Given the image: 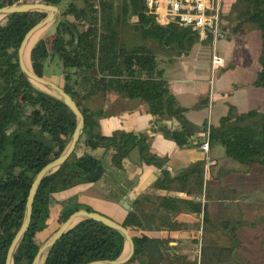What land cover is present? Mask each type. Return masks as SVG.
I'll use <instances>...</instances> for the list:
<instances>
[{
  "label": "trees",
  "instance_id": "16d2710c",
  "mask_svg": "<svg viewBox=\"0 0 264 264\" xmlns=\"http://www.w3.org/2000/svg\"><path fill=\"white\" fill-rule=\"evenodd\" d=\"M19 1L0 0V8ZM21 1L64 6L54 25L55 35L50 47L46 40L40 39L31 49L30 63L34 73L44 77L46 62L57 58L62 70L61 88L84 117V130L75 151L58 171L41 183L34 198L28 230L14 254L13 264H32L39 247L35 239L48 228L53 195L95 183L103 173L98 160L86 150L114 148L112 163L121 168L123 158L137 149L144 165L161 170L154 188L178 189L187 194L201 191L203 162H196L172 177L163 170L167 159L151 151L146 134L117 131L106 137L99 130V120L104 116L102 104L107 95L115 94L141 102L146 112L156 117V122L177 117L181 122L179 129L159 127L154 132H160L179 148L187 147L197 132L183 120L186 110L176 106L163 82L162 70L158 69L156 53L148 44L152 42L165 54L170 50L182 54L192 47L199 35L173 24L157 25L154 17L146 13L144 0ZM233 10L228 18L235 23L234 32L248 24L261 34L260 70L253 86L264 90V0H237ZM44 16L45 13L38 12L17 13L0 21V264H5L7 250L24 218L33 178L61 154L75 128L72 112L62 102L30 84L18 66L17 51L24 36ZM124 26L132 27L141 43L128 46L121 36ZM206 129L207 122H204L202 131ZM81 145L86 150L78 157L76 152ZM209 145L221 146L227 158L241 165L264 169V110L237 114L230 106L217 126H209ZM79 210L93 212L88 206L67 201L61 205L55 222L60 226ZM235 222L237 227L255 226L240 220ZM228 227L230 245L224 248L225 252L233 254L236 263L249 264L242 261L237 252L234 254L238 247L233 240L237 238L236 227ZM133 241L136 251L126 264H146V237H136ZM214 242L208 241V246L202 244L200 264L219 261V251L215 248L211 251ZM124 244L120 233L99 222L85 220L56 242L44 264L114 260L122 254ZM174 259L177 261L178 256Z\"/></svg>",
  "mask_w": 264,
  "mask_h": 264
},
{
  "label": "crops",
  "instance_id": "0c3cea01",
  "mask_svg": "<svg viewBox=\"0 0 264 264\" xmlns=\"http://www.w3.org/2000/svg\"><path fill=\"white\" fill-rule=\"evenodd\" d=\"M112 1L116 2L117 0ZM235 2L236 0H221V22L226 25V29L224 30L222 26L225 38L216 44L217 53L225 60V66L220 71L233 66L234 61L236 63L235 53H233L235 51V42L233 41L240 40L242 47L253 54L256 47L257 34L259 36V46L257 47L258 63L261 34L248 24L243 25L238 31L234 32L235 23L228 17L231 15ZM226 20L231 23L229 26H227L229 22ZM241 31H244L245 34L242 38H237ZM198 43H207V48H203ZM170 53L176 56L173 57ZM211 55V39L199 36V39L187 52L177 54L170 50L163 56V58L169 56L168 59L175 61L171 66V71L166 73V88L174 97L176 106L186 110L183 114V120L192 130L197 132L190 139L187 147L179 148L174 141L165 138L160 132H154L159 127H166L170 130L179 129L181 127L179 120L173 118L156 122V117L148 114L141 102H137V106L131 110L116 112L118 103L120 101L125 103L127 99L115 94L107 95L102 104L104 116L99 120L101 133L108 135L117 130L146 134L150 140L151 151L157 156L167 159L163 170H166L172 177L196 162H203L204 165L207 163L212 164L209 169V175L214 180L213 169L219 166L220 163L218 162L220 160V157H218L219 150L215 147L219 146L209 145L208 154L200 149V144L204 140L203 123L207 122L210 126H217L219 119L228 113L230 106L234 107L237 114L250 110L262 112L264 110V90L253 86L256 75L260 70L258 63V68L254 71H251L248 67L246 68L247 70L245 69L244 81H239V77L237 80L232 79L223 85V92L231 97L230 102L224 101L227 100L224 97L223 100L217 103H215V100L211 103L208 93L209 80L211 78ZM160 70H162L163 78L165 73H163V69ZM61 81L62 87L63 79ZM258 104H262V109L257 107ZM85 150L84 146L81 145L77 149L76 156H81ZM86 151L88 153L90 150ZM137 165V179L135 184L129 189H123L120 183L115 182L112 178L113 172L102 169L103 175L95 183L79 185L71 190L56 193L53 198L57 203H63L69 198H74V202L88 206L93 212L110 218L125 227L133 236L140 234L142 237H146V264H183L184 260L187 264H195L197 262L198 247L200 246L198 239L200 236L204 238V232L201 233L202 222L200 219L202 216L204 221V217L207 214V207L203 209V205L195 200V198L200 196L201 191L187 194L178 189L168 191L154 188L153 184L159 177L161 170L152 165H144L141 162ZM229 171L227 169L218 171L215 180L219 182L218 186H216L217 188L225 186V181L218 178H222ZM245 171H241L244 174L243 176L247 175ZM106 175L112 180L110 187L104 184ZM96 187H99L98 190L104 193L96 192ZM205 195L209 199V193L207 195L206 192ZM120 200L123 201V204L129 206V210H125L120 205ZM61 205L59 204L55 207L57 209L56 217ZM204 211L206 213L205 216ZM55 221L51 213L48 228L40 235H47L51 231V223L56 225ZM145 225L146 228L144 229ZM209 226L211 232L214 233V224L209 223ZM226 226V223H221L216 226V230L224 231ZM56 229L54 228V230ZM205 238L208 239L210 237L205 236ZM174 256H178L177 261H175Z\"/></svg>",
  "mask_w": 264,
  "mask_h": 264
},
{
  "label": "rangeland",
  "instance_id": "374dc122",
  "mask_svg": "<svg viewBox=\"0 0 264 264\" xmlns=\"http://www.w3.org/2000/svg\"><path fill=\"white\" fill-rule=\"evenodd\" d=\"M95 2L97 3L99 2V0H95ZM20 3H23V1H19L16 4H20ZM27 3H34V2L28 1ZM63 7L64 6L59 7L60 11H62ZM232 11L234 12L233 8ZM226 21L229 22L228 20ZM230 24L231 23L229 22L227 26H229ZM222 26L223 29L225 30L226 25L225 24L223 25L222 23ZM244 34L245 32L241 31L238 34L239 37L237 38H242ZM41 35L42 36L40 39L46 40L48 47H50V42L55 35V26L54 25L50 26ZM121 36L122 39L128 44V46H133L141 43V40L138 38V35L136 36L135 32L132 30V27L129 26L122 27ZM256 38H257L256 47L254 49L253 54L251 51L247 52V49L242 47L240 40L233 41L235 42L234 45L235 51L233 53H235V60L236 63H238V65H236L234 61V65L231 66L230 68L225 69L223 71L220 70L217 71L215 73V77L213 78L214 81L212 79V82H210L211 81L210 78L208 93L211 103L213 100H215V103H217L218 101L223 100L224 97L227 98V100L224 101L230 102L231 97H229L227 93L223 92V85L232 79L237 80L239 77H240L239 81L241 82L244 81L243 77L246 74L247 67L250 68L251 71H254L256 68H258V63H257V47L259 46L258 34ZM198 44L200 46H203V48H207V43L204 44L198 43ZM148 46L153 48L156 53L158 60V69H163V73H165L163 75V82H165L166 85L167 84V82L165 81L166 73L171 71V66L175 61L168 59L169 56L163 58V56L166 54L158 50V48L152 42H149ZM170 55H172V53H170ZM172 56L175 57L176 55L173 54ZM61 71H62L61 64L59 60H57V58H53L51 60L49 59L46 62L44 78L50 81L52 80L51 82L61 87V83H62ZM137 102L138 101H131L128 99L125 100V103L120 101L116 106L115 111L120 112V111H125L127 109L131 110L135 106H137ZM257 107L262 109V104H258ZM175 119L178 120L177 117ZM115 132H117V130L111 132L108 135H103L100 131V133L106 137L111 136ZM215 148L219 150L218 157H220V160H218V162L220 163L219 166L213 169L212 174H215L213 176L214 180H212L211 176L209 175V169L212 167L210 166L207 171V178H209V180L206 179V181H204L203 179V183H202V189L203 187H205L206 191L204 193L206 194L207 192V195L209 193V199L205 195L202 208L206 209L207 207V214L205 216L204 221L202 220V216L200 219L202 222L201 233L204 232L203 233L204 238L200 236L198 239V243H200L201 245L200 247H198V255L196 260L197 262L195 264H200L201 248L205 244L208 246V241L211 240L215 241L214 246L211 248V251H213L214 248L215 250L219 251V254L217 255L219 261L215 262L214 264H242V263H236L234 261L233 254L228 255L225 252L224 248H227V246L230 245L227 236L229 230L228 226L236 227L235 234L237 238H234L233 240L235 243H237L238 247L236 251H234V254L237 252V255H241L242 261L246 260V262L249 264H264V232H263L264 169L261 166L246 167L244 165H241L224 156V149L222 147L219 146ZM113 149L114 148L107 146L103 148H97L95 150H90L88 154L98 160L99 168L101 170L104 169L106 171L113 172L112 178L115 180V182L120 183L123 189H129L132 187V185L135 184L137 179L136 175L138 174V172L136 171L137 170L136 166H138L137 164H140V162L142 163L140 159L139 151L137 149H134L133 153L130 154L132 152L131 151L127 156L123 158L121 164L122 167L116 168L112 163V156L114 154ZM221 169H227L228 171L229 170L230 171L222 178L220 177L218 178L225 181L224 182L225 186L221 188H217L216 186H218L219 182L215 181L217 177L216 175L218 171ZM242 170H246L245 173H247V175L243 176L244 174L243 172H241ZM102 175L100 176V178L102 177ZM105 180L106 181H104V184L107 185V187H110V185L112 184L111 178L108 175H106ZM98 189L99 187H96L95 191L98 193H104L99 191ZM202 189H201V193H202ZM73 200L74 198H69L68 200H66V202ZM63 203L62 202L57 203L56 200H53V204L51 205L50 212L52 213V217L54 218V220H56L57 218L56 217L57 209L55 207ZM235 220L254 223L255 226L250 227L244 224V226L237 227ZM225 222H228L227 224L228 226L224 227L225 229L224 231L219 229L216 230L217 225H220L221 223L225 224ZM209 223L214 224L215 227L214 233L211 232ZM58 227H59L58 223H56V225H54V223H51V228H50L51 231H49L47 235H38L37 239H35L36 243L39 246L43 244L46 241V239L58 229ZM54 228L57 229L54 230ZM205 236H208L210 238L207 239L205 238ZM126 251L127 248H125V252ZM202 257L204 258V256ZM214 259H216V256L213 257V260ZM182 263L187 264L185 260Z\"/></svg>",
  "mask_w": 264,
  "mask_h": 264
},
{
  "label": "water",
  "instance_id": "95a60500",
  "mask_svg": "<svg viewBox=\"0 0 264 264\" xmlns=\"http://www.w3.org/2000/svg\"><path fill=\"white\" fill-rule=\"evenodd\" d=\"M31 12L45 13V16L26 33L18 48L17 59L19 69L26 80L35 88L62 102L75 116L76 122L69 142L61 154L57 158L47 163L33 178L26 199L24 218L7 250L5 264H13L14 254L28 230L31 221L34 198L41 183L46 177L58 171L59 168L71 157L84 130V117L73 99L61 87L57 86L44 77H39L32 70L30 63V52L40 39L36 41V43L31 47L29 51V66L26 65V53L29 45L35 37H37L39 34L41 35L50 26L55 25V23L60 19L62 11H60L59 7L39 2L20 4L15 3L0 8V21L17 13ZM120 205H122L125 210H129V206L123 204V201L120 202ZM85 220L96 221L107 226L108 228L120 233L125 241L124 250L118 258L114 260H97L86 264H126L131 260L136 251L133 238H140V234L133 236L125 227L99 213L89 212L88 210H79L71 214L67 220L63 222L58 227V229L38 247L32 264H44L45 259L56 242L75 225ZM125 248H127L126 252Z\"/></svg>",
  "mask_w": 264,
  "mask_h": 264
},
{
  "label": "built area",
  "instance_id": "2783aa9c",
  "mask_svg": "<svg viewBox=\"0 0 264 264\" xmlns=\"http://www.w3.org/2000/svg\"><path fill=\"white\" fill-rule=\"evenodd\" d=\"M144 3L146 13L154 17L157 25L162 27L177 25L198 33L200 37L211 39L210 82H212L215 73L225 66L224 58L216 51L217 42L225 38L221 22V0H144ZM209 126L207 124L204 140L200 144V149L206 154L209 151ZM211 165V163L204 165V181L207 179V171ZM204 192L205 187L200 196L195 198L201 205L205 199Z\"/></svg>",
  "mask_w": 264,
  "mask_h": 264
},
{
  "label": "bare ground",
  "instance_id": "6f19581e",
  "mask_svg": "<svg viewBox=\"0 0 264 264\" xmlns=\"http://www.w3.org/2000/svg\"><path fill=\"white\" fill-rule=\"evenodd\" d=\"M42 35H38L37 37L34 38V40L31 42V44L28 47L27 53H26V65L29 66V51L31 47L36 43L41 38Z\"/></svg>",
  "mask_w": 264,
  "mask_h": 264
},
{
  "label": "clouds",
  "instance_id": "9594fccd",
  "mask_svg": "<svg viewBox=\"0 0 264 264\" xmlns=\"http://www.w3.org/2000/svg\"><path fill=\"white\" fill-rule=\"evenodd\" d=\"M201 245V244H200ZM200 247V246H199Z\"/></svg>",
  "mask_w": 264,
  "mask_h": 264
}]
</instances>
